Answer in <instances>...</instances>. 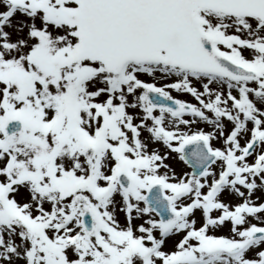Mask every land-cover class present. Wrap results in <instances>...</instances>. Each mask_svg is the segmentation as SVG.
I'll list each match as a JSON object with an SVG mask.
<instances>
[{
    "label": "snow or ice",
    "instance_id": "obj_1",
    "mask_svg": "<svg viewBox=\"0 0 264 264\" xmlns=\"http://www.w3.org/2000/svg\"><path fill=\"white\" fill-rule=\"evenodd\" d=\"M0 264H264V0H0Z\"/></svg>",
    "mask_w": 264,
    "mask_h": 264
},
{
    "label": "rangeland",
    "instance_id": "obj_2",
    "mask_svg": "<svg viewBox=\"0 0 264 264\" xmlns=\"http://www.w3.org/2000/svg\"><path fill=\"white\" fill-rule=\"evenodd\" d=\"M173 95H176V93H173ZM185 99H191L190 97H184Z\"/></svg>",
    "mask_w": 264,
    "mask_h": 264
}]
</instances>
